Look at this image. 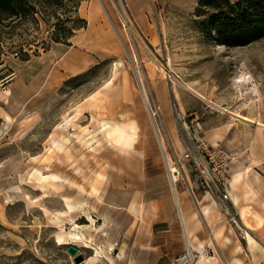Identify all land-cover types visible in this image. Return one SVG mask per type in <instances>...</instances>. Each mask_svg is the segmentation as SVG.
Segmentation results:
<instances>
[{"label": "rangeland", "instance_id": "374dc122", "mask_svg": "<svg viewBox=\"0 0 264 264\" xmlns=\"http://www.w3.org/2000/svg\"><path fill=\"white\" fill-rule=\"evenodd\" d=\"M186 1L81 0L87 27L68 44L55 43L43 22L6 37L0 264H78L79 257V264H150L156 257L144 252L150 242L164 245L173 264L186 239L161 142L179 170L178 193L213 200L193 169L195 138L213 128L227 131L222 141L205 140L227 156L231 198L217 201L226 232L213 228L207 243L219 259L217 244L228 256L242 247L245 264H264V251L253 258L245 251L248 234L264 247V128L256 124H264V39L221 45L200 25L213 12L197 18L198 5L187 9ZM243 72L259 87L251 99L240 98L236 86ZM130 123L138 139L123 154L115 146L124 147ZM111 127L120 131L109 133ZM169 218L178 229L166 232ZM105 223L110 235L103 246L111 259L89 243Z\"/></svg>", "mask_w": 264, "mask_h": 264}, {"label": "trees", "instance_id": "16d2710c", "mask_svg": "<svg viewBox=\"0 0 264 264\" xmlns=\"http://www.w3.org/2000/svg\"><path fill=\"white\" fill-rule=\"evenodd\" d=\"M80 7L81 0H0L1 52L6 37L31 21L38 27L45 23L55 43L68 44L87 27ZM210 11L212 15L200 22L201 29L206 37L214 33L221 45L241 47L264 39V0H200L194 16L201 18ZM20 52L29 56L24 49Z\"/></svg>", "mask_w": 264, "mask_h": 264}, {"label": "crops", "instance_id": "0c3cea01", "mask_svg": "<svg viewBox=\"0 0 264 264\" xmlns=\"http://www.w3.org/2000/svg\"><path fill=\"white\" fill-rule=\"evenodd\" d=\"M226 130L224 128H213L208 129L204 131V138L208 140L209 142H219L222 141L226 137ZM179 215H181V223H180V229L182 231V236L185 237L186 240L192 241V247L197 252L205 251L210 252L211 256H208L204 260H200L199 264H245V258L242 257L241 251L243 250L242 247H238L236 249V253L232 256H228L226 252H223L220 245L217 244V248L220 251L223 260L217 258L215 255L212 256V247L210 243H207V236L211 231H213V228L223 229L221 232L222 234L226 232V226L222 224L221 217L218 216L216 210L218 206L220 207L221 204L217 203L218 200L214 199L211 200L209 197H203V198H197L196 201L191 198L186 192H179ZM214 201V202H213ZM133 201L130 200V206H132ZM128 207V209H132ZM134 206V205H133ZM135 207V206H134ZM209 208V212L206 213L205 209ZM223 207V206H222ZM138 209V207H136ZM223 215V214H222ZM177 221L169 218L166 221L167 231H172L173 229H178ZM169 230V231H168ZM180 231V232H181ZM225 235V234H224ZM229 244H227L228 248ZM166 247L164 245L153 247L152 242L149 243L148 246H146L145 254H149L152 250L153 253H156V257H151V260L149 259L148 262L150 264H167L168 260L170 259L168 257V254L166 253ZM236 248V246H235ZM231 250V249H229ZM235 250V249H234ZM246 252H249L252 256L253 252L250 249V246L248 244V247L245 248ZM179 255H177L174 258H177ZM171 259L172 261L174 260Z\"/></svg>", "mask_w": 264, "mask_h": 264}, {"label": "built area", "instance_id": "2783aa9c", "mask_svg": "<svg viewBox=\"0 0 264 264\" xmlns=\"http://www.w3.org/2000/svg\"><path fill=\"white\" fill-rule=\"evenodd\" d=\"M196 154L193 169L197 184L220 203H227L231 198L230 178L228 177V159L224 151L200 135L196 138ZM205 251L197 252L186 240V249L173 264H199Z\"/></svg>", "mask_w": 264, "mask_h": 264}, {"label": "bare ground", "instance_id": "6f19581e", "mask_svg": "<svg viewBox=\"0 0 264 264\" xmlns=\"http://www.w3.org/2000/svg\"><path fill=\"white\" fill-rule=\"evenodd\" d=\"M200 0H187L184 3V6L187 9H191L194 8L195 6L198 5ZM232 1V0H231ZM234 1V0H233ZM236 86L237 89L240 91V98L241 97H247V98H252L255 97L259 94V87L256 83V81L251 77V75H249L248 73L243 72L242 74H240L237 79H236ZM139 90L142 93V95L144 96L145 100H146V95H145V91L142 88V86L139 84ZM230 114H232L233 116L237 117L238 119H241L242 121H246V122H251V120L239 113H234L232 111H229ZM154 123V121H153ZM259 128H264V124L257 122L256 123ZM127 130L124 131L123 134V138H124V147L123 148H119L117 146H115L116 148L119 149V151L123 154H131L132 150L134 149L136 143H137V139H138V131L136 129V127L133 124H129L127 126ZM120 131V129L118 127H111L110 130L108 131L109 133L111 132H115L118 133ZM4 132V131H3ZM2 132V133H3ZM1 133V135H2ZM161 147L167 162V166L169 167V171H170V175H171V189H172V193L175 199V202L177 204V206L179 205V197L180 194L178 193V190L176 188V184L179 182V170L175 167L172 166V164L170 163V159L168 157V154L166 153L165 150V146L164 144L161 142ZM90 152L94 153L93 148L89 150ZM83 160L87 161V157L84 155L83 156ZM80 172V171H79ZM179 208V206L177 207ZM205 212L208 213L209 212V208L207 207L205 209ZM181 217V215H180ZM76 224V223H75ZM77 225V224H76ZM109 226L107 223L104 224V226L102 228H100L99 234H100V238H91L89 240V243H91L95 248H93L96 251H101L103 253V255L108 258L111 259V257L109 255L106 254L105 248L103 246L104 242L107 241V238L110 235V231H109ZM247 239H248V243L250 246V249L253 253L256 254V256L258 257L260 253H262L264 251V247H261L260 244L250 235H247ZM189 241V244L192 248V241L191 240H187ZM82 247H87L82 246ZM110 250L113 251L115 249V245L114 244H109ZM194 249V248H193Z\"/></svg>", "mask_w": 264, "mask_h": 264}, {"label": "water", "instance_id": "95a60500", "mask_svg": "<svg viewBox=\"0 0 264 264\" xmlns=\"http://www.w3.org/2000/svg\"><path fill=\"white\" fill-rule=\"evenodd\" d=\"M68 252L72 255V256H75L77 253H78V250L73 248V247H70ZM83 262V258L82 257H79V259L77 260V263H81Z\"/></svg>", "mask_w": 264, "mask_h": 264}]
</instances>
